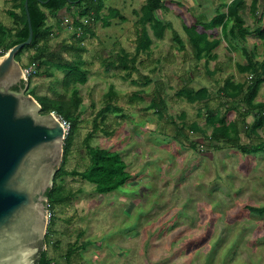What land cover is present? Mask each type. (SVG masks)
<instances>
[{
    "label": "rangeland",
    "instance_id": "374dc122",
    "mask_svg": "<svg viewBox=\"0 0 264 264\" xmlns=\"http://www.w3.org/2000/svg\"><path fill=\"white\" fill-rule=\"evenodd\" d=\"M231 1L164 0V19L173 29L157 39L149 28L151 48L139 54L134 69L124 70L112 67L111 56L121 51L135 54L142 29L137 12L147 0H106L103 14L116 9L124 20L115 17L107 24H92L95 36H86L82 42L86 49L82 54L87 70L84 83L66 92L64 73L56 70L51 71V77H35L28 83L27 94L34 89L39 96L58 99L76 90L83 99L68 171L86 168L89 160L84 142L97 124L99 130L91 145L119 152L133 175L122 189L106 195L98 194L94 185L79 177L65 179V186L76 194L69 205L55 209L48 248L54 263L264 264V215L249 210L264 206V153L243 155L227 146L211 147L207 111L202 103L191 104L179 94L185 87L199 90L205 86L215 98L211 105L217 107L224 98L216 93L226 78L233 77L235 82L247 79L237 69L246 58L242 50L230 46L222 27L215 35L221 41L213 52L218 57L207 62L195 58L183 26L198 20L210 22L217 10L226 11ZM245 1L251 5L252 0ZM14 3L0 0V22L8 27L13 26L9 11ZM257 7V18L249 9L242 11L246 25H264V17L256 23L264 13V0H259ZM48 23L57 35L50 41L52 47L74 42L73 19L67 11L60 12L58 18L50 17ZM177 35L185 49H179ZM246 46L263 60L264 48L257 37H248ZM29 56L30 52L23 55L22 66L29 63ZM144 77L151 82L145 85ZM111 86L117 92L113 103L123 112L101 122L98 115ZM159 90L167 102L161 118L146 109ZM257 101H264V84ZM222 111L225 114L227 108ZM227 117L238 120L234 112ZM193 124L200 130L193 131ZM238 126L243 142L248 143L243 125ZM252 136L253 141H259V136L264 140V130Z\"/></svg>",
    "mask_w": 264,
    "mask_h": 264
},
{
    "label": "trees",
    "instance_id": "16d2710c",
    "mask_svg": "<svg viewBox=\"0 0 264 264\" xmlns=\"http://www.w3.org/2000/svg\"><path fill=\"white\" fill-rule=\"evenodd\" d=\"M29 0L28 9L33 27V41L30 45L22 48L16 55V59L21 63L22 57L26 52H30L29 63L23 68L35 67V71L28 78L27 83L32 82L33 78L41 76H53L51 71L56 70L64 73L62 84L66 92L73 89L76 84H83L87 77V70L83 68L85 64L82 54L86 51L82 42L86 36H95L92 24L99 21L109 23V19L120 17L119 11L109 9L108 15L103 14L106 0ZM259 0H252L251 5H247L245 0H232L227 6L225 12L217 10L216 16L208 23L198 20L193 25H183L188 35L191 47L193 48L195 58L208 61L216 60L217 55L213 54L221 43L219 38H215L218 30L222 27L225 38L234 46L242 50L245 58V64H237L240 74L247 75L243 82L233 81V77L226 78L222 87L217 91L216 96H223L224 101L217 107L211 104L214 101V95L205 86L199 90L192 87H185L180 91L191 104L202 103L204 110L207 111L206 125L212 128L211 134L207 137L208 144L214 149H221L227 146L239 151L243 155H255L264 153V140L253 141L252 135L258 136L259 130H264V101H257V96L264 84V52L263 60L258 59L254 50H249L246 46L248 37L255 36L262 43L264 48V25H246L242 11L249 9L251 14L257 18ZM14 9L9 11V16L13 20V26L8 27L0 22V56L6 55L11 48L25 42L29 36V25L25 0H14ZM166 6L164 0H147V2L137 12L140 15L139 24L142 29L137 39L136 52L134 55L125 51L115 53L111 56V65L113 68L128 70L135 68L137 57L142 52H148L153 44V39L149 34V28L157 39H162L167 29H173L170 22L164 19ZM18 11V12H17ZM67 11L73 19V40L71 45L63 42L59 47H52L50 41L57 37L53 28L49 25L50 17L58 18L60 12ZM264 13L256 20V23L263 21ZM59 25L60 20L58 19ZM202 27V29H201ZM213 37V38H211ZM179 49H185L184 42L177 35ZM214 74V72H213ZM145 78V85L151 82L148 77ZM189 82L194 81L192 75L188 78ZM25 88V86L23 85ZM18 91V88H14ZM29 90V89H28ZM28 94L32 95L41 105L42 113H55L61 121L69 123L70 127L66 134L64 144V157L60 169L54 177L53 188L48 191V209L50 213L49 225L46 234L47 250L43 252L38 264H56L48 254V248L51 244L53 226L56 222L55 209L57 207L69 205L75 192L65 186L67 177H79L95 186V191L100 195L113 193L127 184L133 177L132 173L127 171V164L122 155L117 151H111L106 148L93 147L91 141L99 130V125L88 133L85 139V152L89 163L84 171H68L67 164L79 133L83 110V99L80 94L74 90L70 96L59 95L58 99L49 95L39 96L34 89ZM117 92L111 86L104 95V107L99 112L101 122H106L111 115H119L123 109L114 104V98ZM141 98V97H140ZM137 96L131 98V104ZM167 108V102L162 95L161 90L151 99L147 110H154L158 117H163ZM227 108L225 114L222 109ZM234 112L238 115L237 121L229 120L227 114ZM250 120V121H249ZM241 121V122H240ZM238 124L243 125L242 131L246 133L250 141L243 142L241 130ZM193 131L200 130L195 124L191 126ZM107 135L108 132L104 131ZM180 134L184 132L178 131ZM207 136V135H206ZM196 148V143L193 142ZM252 213L263 216L264 206L249 207ZM57 242L55 248H57ZM69 255V254H68Z\"/></svg>",
    "mask_w": 264,
    "mask_h": 264
},
{
    "label": "water",
    "instance_id": "95a60500",
    "mask_svg": "<svg viewBox=\"0 0 264 264\" xmlns=\"http://www.w3.org/2000/svg\"><path fill=\"white\" fill-rule=\"evenodd\" d=\"M28 4V39L0 56V264H38L47 250V193L62 165L67 134L58 116L43 114L26 93L16 55L33 41Z\"/></svg>",
    "mask_w": 264,
    "mask_h": 264
},
{
    "label": "built area",
    "instance_id": "2783aa9c",
    "mask_svg": "<svg viewBox=\"0 0 264 264\" xmlns=\"http://www.w3.org/2000/svg\"><path fill=\"white\" fill-rule=\"evenodd\" d=\"M33 69H34L33 66H30L28 68L23 69L26 80H28V78L33 74ZM62 123H63V125H64V127L66 129V132H68L69 127H70L69 123H67L65 121H62ZM49 218H50V213H49Z\"/></svg>",
    "mask_w": 264,
    "mask_h": 264
}]
</instances>
